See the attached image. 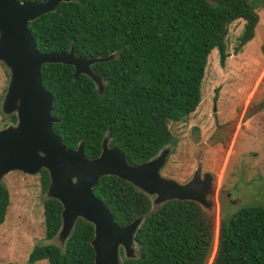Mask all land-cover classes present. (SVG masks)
<instances>
[{"label": "trees", "instance_id": "trees-1", "mask_svg": "<svg viewBox=\"0 0 264 264\" xmlns=\"http://www.w3.org/2000/svg\"><path fill=\"white\" fill-rule=\"evenodd\" d=\"M42 2L45 0H17ZM257 0H70L27 24L40 53L108 57L91 65L101 78L96 88L73 67L45 63L42 87L52 97V132L66 148L80 143L87 159L96 158L106 135L130 165L147 161L172 144L169 122L184 121L200 102L207 57L216 49L221 67L228 57V25L243 21L235 52L252 39ZM41 191L49 184L39 171ZM113 221L125 226L143 216L134 236L135 256L122 264H206L214 236L213 219L192 201L170 200L150 210L148 197L128 182L103 176L92 188ZM9 194L0 182V224ZM61 205L43 201L47 240L60 226ZM211 264H264V207L241 206L220 219ZM91 224L78 219L63 245H35L28 264H94Z\"/></svg>", "mask_w": 264, "mask_h": 264}, {"label": "rangeland", "instance_id": "rangeland-1", "mask_svg": "<svg viewBox=\"0 0 264 264\" xmlns=\"http://www.w3.org/2000/svg\"><path fill=\"white\" fill-rule=\"evenodd\" d=\"M257 3L252 39L235 52L243 28L238 19L227 28L228 57L223 67L217 50L209 53L200 102L184 121L168 123L173 142L163 148L157 170L160 178L178 185L196 178L198 184L207 183L200 206L213 219L214 244L206 264L214 256L221 218H228L241 206L264 207V0ZM10 83V68L0 60V133L18 124L16 109L11 112L7 107ZM0 182L9 194L0 224V264H28L27 256L35 245H63L56 236L52 240L45 237L42 212L47 195L41 191L39 171L5 170ZM155 197L149 200L153 208L158 204Z\"/></svg>", "mask_w": 264, "mask_h": 264}, {"label": "water", "instance_id": "water-1", "mask_svg": "<svg viewBox=\"0 0 264 264\" xmlns=\"http://www.w3.org/2000/svg\"><path fill=\"white\" fill-rule=\"evenodd\" d=\"M70 0H45L42 2L0 0V60L9 66L11 83L6 97L10 103L3 109H16L18 124L0 133V177L5 170L15 169L35 174L47 169L49 184L44 191L46 199H55L61 205L58 241H66L78 219L93 227L90 246L94 251V264H122L121 258L131 259L137 250L135 233L143 216L119 227L113 221L106 204L98 200L92 188L103 176H114L128 182L137 191L158 202L157 207L170 200L189 201L199 206L205 198L206 184L193 179L184 185L162 179L157 170L162 165L161 148L147 161L130 165L123 152L108 146L109 138L101 140L99 155L87 159L81 144L71 150L52 132L51 95L42 87L40 68L45 63H61L79 74L89 77L96 88L101 78L94 74L91 65L111 59L85 58L67 52L40 53L27 24L42 14L54 11L59 3ZM150 202V201H149ZM150 202V210L153 211ZM201 207V206H200ZM202 208V207H201ZM55 238V237H54ZM136 246V248H135Z\"/></svg>", "mask_w": 264, "mask_h": 264}, {"label": "clouds", "instance_id": "clouds-1", "mask_svg": "<svg viewBox=\"0 0 264 264\" xmlns=\"http://www.w3.org/2000/svg\"><path fill=\"white\" fill-rule=\"evenodd\" d=\"M135 188V187H134Z\"/></svg>", "mask_w": 264, "mask_h": 264}]
</instances>
